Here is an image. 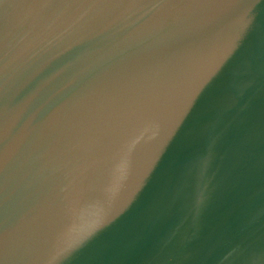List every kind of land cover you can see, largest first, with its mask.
<instances>
[{
    "label": "water",
    "instance_id": "obj_1",
    "mask_svg": "<svg viewBox=\"0 0 264 264\" xmlns=\"http://www.w3.org/2000/svg\"><path fill=\"white\" fill-rule=\"evenodd\" d=\"M0 264H264V0H0Z\"/></svg>",
    "mask_w": 264,
    "mask_h": 264
}]
</instances>
